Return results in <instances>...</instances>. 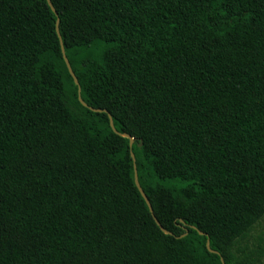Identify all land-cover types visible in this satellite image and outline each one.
Segmentation results:
<instances>
[{"label":"trees","instance_id":"16d2710c","mask_svg":"<svg viewBox=\"0 0 264 264\" xmlns=\"http://www.w3.org/2000/svg\"><path fill=\"white\" fill-rule=\"evenodd\" d=\"M50 1L0 0V264H264V0Z\"/></svg>","mask_w":264,"mask_h":264},{"label":"water","instance_id":"95a60500","mask_svg":"<svg viewBox=\"0 0 264 264\" xmlns=\"http://www.w3.org/2000/svg\"><path fill=\"white\" fill-rule=\"evenodd\" d=\"M47 3L49 4L50 8L56 13V10H55V8L53 7L51 1H50V0H47ZM55 28H56V32H57L58 37H59V41H60V45H61V52H62V56H63L64 62H65V64H66V66H67V69H68L70 75H71L72 78H73L74 83L77 84V95H78V99H79V101H80L84 106L88 107L89 109H91V110H93V111H105V112H107L108 119H109V124H110L111 128L113 129V131H115V132H117V133H120V132H118V131L114 128V126H113V122H112V117H111L110 113H109L105 108H99V107H93V106H90V105H88V104H87V103L81 98V96H80V86H79V83H78L77 77H76V75L74 74V72H73V70H72V68H71V66H70V63H69V61H68L67 56L65 55L64 47H63V45H62V40H61V37H60L59 31H58V17L56 18ZM122 135L128 137V139H129V145H131V143H132V141H133V138H132L129 134H127V133H122ZM139 144H140V142H139ZM130 155H131L132 160H133L134 182H135V185H136L137 189L139 190L140 194L142 195L143 199L145 200V202H146V204H147V206H148V208H149V211L151 212L152 217H153V219L155 220V222L157 223V225L162 229V231H164V232H166V233H170V231L166 230L165 228H163V227L161 226V224L159 223L158 219H157V218L155 217V215L153 214L152 207H151V204H150V202H149V199H148V197L146 196V194H145V192L143 191V189L141 188V186H140V184H139V181H138V179H137L136 167H135V164H134V154H133L132 151H130ZM199 233H203V232L199 230ZM183 234H185V233H182L181 235H183ZM206 245H207V247H208V241L206 242ZM208 249H209L210 251H214V250H212V249L209 248V247H208ZM220 259H221L222 264H224L222 257H220Z\"/></svg>","mask_w":264,"mask_h":264},{"label":"rangeland","instance_id":"374dc122","mask_svg":"<svg viewBox=\"0 0 264 264\" xmlns=\"http://www.w3.org/2000/svg\"><path fill=\"white\" fill-rule=\"evenodd\" d=\"M260 231H264V217L259 221V223L253 228V233H259Z\"/></svg>","mask_w":264,"mask_h":264}]
</instances>
